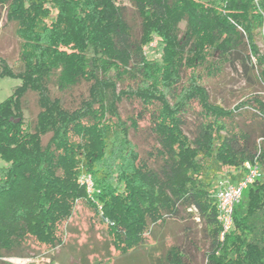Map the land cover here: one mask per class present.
Segmentation results:
<instances>
[{
    "label": "trees",
    "instance_id": "1",
    "mask_svg": "<svg viewBox=\"0 0 264 264\" xmlns=\"http://www.w3.org/2000/svg\"><path fill=\"white\" fill-rule=\"evenodd\" d=\"M3 17L19 50L0 56V76L21 83L0 102V258L62 246L84 201L120 254L168 219L197 215L202 238L186 232L167 263L197 264L202 253L204 264H264V178L235 205L224 239L215 199L227 167L240 169L232 181L246 162L264 172V95L226 108L209 89L226 66L264 89V0H0ZM155 37L160 59L145 50ZM132 133L146 134L142 149Z\"/></svg>",
    "mask_w": 264,
    "mask_h": 264
},
{
    "label": "rangeland",
    "instance_id": "2",
    "mask_svg": "<svg viewBox=\"0 0 264 264\" xmlns=\"http://www.w3.org/2000/svg\"><path fill=\"white\" fill-rule=\"evenodd\" d=\"M207 1V0H203ZM133 12V18L136 20ZM6 18L0 24V56L9 61L16 57L19 50V40L15 35V25L5 24ZM184 27V23L182 24ZM258 44L264 53V36H258ZM148 58L160 59L162 46L158 37L145 48ZM195 69L194 72H197ZM21 80L12 76H0V102L8 98L14 87ZM209 89L213 100L226 108H234L252 93L264 95V89L258 82H253L239 67L226 66L222 77L213 80ZM86 91L81 85L75 94ZM132 105L126 101L121 104L124 114L132 112ZM38 112L36 95L29 93L26 97L25 118L34 119ZM242 126L257 131L260 123L254 122L246 126L247 119L240 118ZM192 133L191 130H188ZM131 138L141 149L147 144L146 134H134ZM7 163L0 158V167ZM230 172V174H227ZM240 169L227 167L223 176L237 175ZM227 174V175H226ZM221 178V177H220ZM203 222L197 215H184L182 218L168 219L154 229L148 236V242L128 254H120L111 244L108 226L102 221L100 214L89 204L80 201L73 217L64 227V244L55 248L45 246L35 247L27 258H0V264H169L165 261L167 249L175 243L181 244L186 232L200 240L203 236ZM10 260V261H9ZM204 256L197 253V264H204Z\"/></svg>",
    "mask_w": 264,
    "mask_h": 264
},
{
    "label": "built area",
    "instance_id": "3",
    "mask_svg": "<svg viewBox=\"0 0 264 264\" xmlns=\"http://www.w3.org/2000/svg\"><path fill=\"white\" fill-rule=\"evenodd\" d=\"M258 2L259 0H254ZM264 178V172L256 161L245 163V173L242 177L232 181L230 178H221L215 191V199L218 206V219L222 226L221 239H224L234 223V207L243 197L245 190L257 179ZM89 187L92 181L87 179Z\"/></svg>",
    "mask_w": 264,
    "mask_h": 264
},
{
    "label": "crops",
    "instance_id": "4",
    "mask_svg": "<svg viewBox=\"0 0 264 264\" xmlns=\"http://www.w3.org/2000/svg\"><path fill=\"white\" fill-rule=\"evenodd\" d=\"M10 261V260H9Z\"/></svg>",
    "mask_w": 264,
    "mask_h": 264
}]
</instances>
